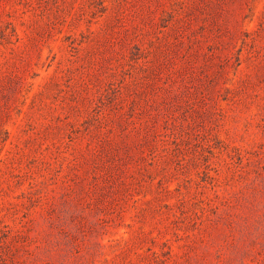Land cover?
<instances>
[{
	"label": "rangeland",
	"instance_id": "374dc122",
	"mask_svg": "<svg viewBox=\"0 0 264 264\" xmlns=\"http://www.w3.org/2000/svg\"><path fill=\"white\" fill-rule=\"evenodd\" d=\"M0 264H264V0H0Z\"/></svg>",
	"mask_w": 264,
	"mask_h": 264
}]
</instances>
